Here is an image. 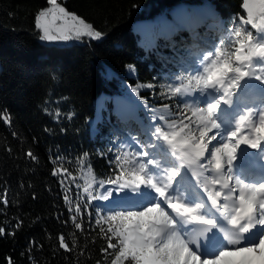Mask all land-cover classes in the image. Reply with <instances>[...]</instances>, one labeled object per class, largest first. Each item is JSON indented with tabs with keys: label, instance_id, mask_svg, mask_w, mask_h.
<instances>
[{
	"label": "trees",
	"instance_id": "1",
	"mask_svg": "<svg viewBox=\"0 0 264 264\" xmlns=\"http://www.w3.org/2000/svg\"><path fill=\"white\" fill-rule=\"evenodd\" d=\"M205 2L222 21L216 40L228 53L244 0H57L101 33L63 44L40 40L37 17L48 0H0V264H134L119 257L121 238L84 189L111 180L123 160L108 124L92 136L88 119L102 92L133 95L145 110L185 108L180 54L192 57V35L214 32L205 27L209 16L196 21L193 8L187 22L178 17L154 32L153 44H140L133 24L154 26L177 4ZM249 32L240 27L239 41Z\"/></svg>",
	"mask_w": 264,
	"mask_h": 264
},
{
	"label": "rangeland",
	"instance_id": "2",
	"mask_svg": "<svg viewBox=\"0 0 264 264\" xmlns=\"http://www.w3.org/2000/svg\"><path fill=\"white\" fill-rule=\"evenodd\" d=\"M259 3L260 0H249L250 7H252L253 9L252 17L249 18L248 9L245 8L246 17L239 18L238 24H236V26H233V29L229 30L228 34H233V42H236L237 44L235 46L233 45V49H231V51H229L228 53L227 51L221 52V47L218 41L216 40V38L222 31V21L214 20V13L212 12L211 7L207 2L200 4L199 7H193L185 3L177 4L169 10L168 16H161V19H158L159 22L154 21V26H152L153 22L150 19L138 20L133 24V30L136 33L138 42L142 44V42L145 41L153 44L155 40L154 32L156 34L157 32L161 33L162 30H166L168 28V21H170V23L172 21L178 22L180 20H178V17L182 18L180 21L183 20L187 22L189 11L192 13L191 10H193V8H196L195 11L197 12H195V20L197 21L202 19L204 17V14H206V16L208 15L209 22L206 21L205 27L207 29H212L214 32L210 34L211 37L209 35L200 34L192 36L191 40L189 39L188 41L189 43H194L192 44L191 48H193L194 45L200 43L199 40H202L203 44L200 43L201 48H197V50L195 49L197 53L192 54L195 55L194 57L190 58L189 56H187L186 58H184V55L180 56V58L183 57L182 59L184 61V69L180 71V73H177L176 76L178 77V82H180L179 86L181 91V97L184 102L185 108H182L183 106L173 107L171 109H167L165 107H151L147 111H145L142 106V101H140L133 95L121 92H116L113 94L102 92L97 98V102H99L100 99V102L98 103V108L95 110L93 119L91 121H89L88 119L89 132L92 136L95 135V133L99 130V126L103 125L106 122L109 126L108 138H113L112 145L114 152L118 153L119 158H122L123 160L119 173L116 174L111 180L103 182L96 189L93 188L92 184L90 185L87 183L84 189L87 190L89 193L94 192L95 203H97V205L99 206V209H97L100 213L99 217L102 221L112 224L113 228L117 229V234L119 233V230L121 229L122 224L124 222L123 218L117 215L118 212L144 211L146 207H150L152 206V204H146L142 208L141 206H138L137 208L126 207L123 209L120 207H116L113 210L108 209L106 207L107 200H104L100 193L102 187L106 186L115 189V187L125 184L127 183V181L130 182L131 180L136 183L138 182V178L140 179L141 175L145 173L144 171H146L145 175L147 176V178L151 177V173L149 170H147L148 168H146V164L153 159H142L143 156H146L148 154L145 149L138 153L133 148H131V146H139V144L149 146L150 141L145 137H151L154 142L155 140L158 141V138L155 135L156 132H158L157 129H159L160 132H162L163 130L162 133L166 132L168 134L169 139L172 141L171 149H174L175 151L176 149H178L179 146V141L177 139L178 136H181L180 140L182 144L193 145L194 147H196L197 144L201 143V141L199 140V135L200 131L203 130V125L205 123L203 118L207 114V104L215 101L216 99H219V97L221 95H224V93L217 92V90L221 91L222 89L219 85H217L215 89H205L202 82L198 83L197 78L207 76V73L204 71V69L210 67L212 61L214 59H217V51L221 53V56L219 58L221 63L227 61L233 64V66H243L242 62H240V65H237V62L235 61L236 49L240 47L241 41H239V39L240 35L242 36V33L239 36H237L236 33H240V27H246L249 31L253 32L254 34L252 43L259 44L262 39L264 40V38H261L264 36V19H262L259 14ZM47 10L48 11L44 10L46 11V16L40 18V23L47 24L53 35L60 34L61 29H72L74 24L81 29L82 33H86L88 31V29H85L83 25L79 24L78 20L73 21V16L71 14L68 13L69 15L65 16L63 13L59 12L58 8H53L52 5ZM91 30L93 31L92 36H88L86 34L77 36L75 30L68 31L66 34L70 36V39L67 41H49L41 39L40 40L47 43L63 44L72 41H81L85 39L97 38L94 35V33L97 31L93 29ZM43 35L44 32L41 28V36ZM215 35H217L216 38H212ZM244 54L247 53L245 52ZM205 57H207V59H205ZM251 68H253L252 70L254 71L255 75H260V73H263L262 69H264V61H262L259 57H255L253 66ZM257 83L258 85L261 84L258 80ZM241 88L228 90V94L230 93L232 95L231 99L233 101H237L241 98L242 95L239 93V90H241ZM242 93L245 94L244 92ZM189 96H192V101L189 100ZM246 97V99L248 100V96ZM261 101L254 100L253 102H250L252 105H249V107H252L255 104L260 105ZM262 107H264V104ZM235 114H239V116L242 115L241 112L238 110ZM229 118L230 117L228 116L222 118V116L220 117L218 115L217 122L221 125V128L219 130L212 129L208 132L207 136L205 137L204 143L208 144V149L205 151V154L203 156L204 161H193L191 153L189 154L188 152H186V155V153L183 152L185 153L186 157L184 156V158H182L178 163H176V167L180 172L181 162L183 159L187 160L191 169L198 168V166H200L204 162H206L208 167H210L211 169H215V161L210 154L211 151L214 150L215 147H219L220 142H230L227 140V135L230 131H235L232 125L228 126V123L232 122ZM142 119H144V121H142ZM258 124L255 125L258 126ZM137 126H140L141 129L137 128ZM130 129H137L138 132L132 131ZM139 135L143 137V142H141L139 138V140L135 139V137H139ZM214 135L216 136V139L211 140V137ZM152 146H155V143L152 142ZM162 148V145L158 144L156 146V149L158 151H160ZM150 153L152 154L153 152ZM172 153L175 152H171V154ZM160 158L163 159L164 156L160 155ZM171 162H168L169 165H171ZM177 168L175 170L172 168L173 173L176 172ZM237 171L238 169L235 168L233 162L232 177L234 181H236L237 177L241 178L236 173ZM192 172L194 171L192 170ZM224 172L225 175H229L227 172L226 164L224 165ZM191 173H189V175H191ZM172 176V180H174V175ZM228 182H230V180H228ZM237 187L236 189L239 190V186ZM154 197V203H158L156 200V196ZM164 209L167 212L166 208ZM113 217H115V219ZM176 233L180 235L177 231ZM118 236L123 239V236H120L119 234ZM258 240L259 238L255 242H258ZM217 255H219V253ZM204 258L209 257H202L201 264H203ZM234 258L235 257H225L224 259L219 261L218 264H227L228 260Z\"/></svg>",
	"mask_w": 264,
	"mask_h": 264
},
{
	"label": "snow or ice",
	"instance_id": "3",
	"mask_svg": "<svg viewBox=\"0 0 264 264\" xmlns=\"http://www.w3.org/2000/svg\"><path fill=\"white\" fill-rule=\"evenodd\" d=\"M48 2L53 8H58L60 13H63L65 16L69 15L63 7L57 4V0H48ZM244 7L248 9V16L251 18L253 9L250 7L249 0H244ZM46 11H41L39 17H37V27L42 28L44 32V35L40 37L41 40L67 41L70 39V36L66 33L72 30H75L77 36L82 34L88 36L93 35V31L91 30L92 26L85 24L83 20H79L75 16L72 17L73 21L78 20L80 25L88 29L86 33H82L81 29L74 24L72 29H61L60 34L53 35L47 24L40 23V18L46 16ZM259 14L264 19V0H260ZM94 35L100 37L101 33L97 31ZM236 35L239 36L240 33L237 32ZM252 41L253 36L249 32L246 39L241 41L240 47L236 49L235 61L237 65H240V62H247V65L250 66L255 57H259L264 61V44H254ZM245 52L247 54H244ZM220 56L221 53L217 51V59L212 61L210 67L204 69L207 76L197 78L198 83L202 82L205 89H215L219 85L224 89V95L207 104V114L203 118L205 123L199 135L201 143L196 145V157H203L205 151L208 149V144L204 143L208 132L212 129L219 130L221 128V125L217 122L218 114L221 110V102L226 105L232 104L231 98H226L228 96V90L241 88V81H244L246 77H254L264 87V76L255 75L252 71H246L243 66H233V64L227 61L221 63L219 60ZM133 90L135 91V89ZM245 120L246 115H240L235 131L228 133L227 140L231 141V143L220 142V146L215 147L210 153L215 161V169L217 171H221L224 165H227V172L229 174L227 180L233 179V162L238 160L237 149L241 145H247L251 149H260L261 142L264 141V111L259 112L258 126L254 125L255 138L237 136L241 132L240 124ZM157 131L160 130L157 129ZM162 136L165 140H168V134L166 132L162 133ZM233 138L235 139L233 140ZM215 139V135L211 137V140ZM169 143H172V141H169ZM173 175H176V173L174 172ZM138 181L132 191L125 192L123 195H140V185L144 181L139 180V178ZM235 182L239 186V196L236 198L238 200V206L234 207V214L231 215L229 222L239 230L241 235L237 239L229 238L227 241L229 245H238L242 240L247 242L248 237L246 234L252 233L257 225L264 226V182L258 184L245 183L239 177L236 178ZM213 183L218 184L220 181L214 180ZM149 184L152 188H155L160 197L166 198L163 188L151 184V181H149ZM222 186L228 188L230 192L236 191L228 183H224ZM205 191H207V188H205ZM220 195V192L214 194L209 193L208 198L211 200L213 206L222 207L226 211L228 205L226 203L221 205L217 199ZM115 198L117 200L120 199V197ZM103 199L107 200L108 197L105 196ZM224 199L227 200L228 197L225 196ZM167 207L172 212L181 215L182 218L184 214H187L192 220L210 226L209 230L217 227V221L205 219L203 216L193 215L196 209L186 204L169 203ZM201 207L202 205L200 204L196 205L197 209ZM117 215L122 217L124 221L118 233L120 236H123V239H120L121 247L119 257H130L134 261V264H201V258L204 256V252L200 251L201 245L195 240L189 241L178 235L175 231L177 221L159 203H153L152 206L146 207L144 211L118 212ZM113 218L115 219V217ZM76 227L79 228L80 225L77 224ZM0 231L3 230L0 229ZM112 231L117 232V229H112ZM211 242V237H209L208 241L205 242V247ZM61 244L63 245V237H61ZM190 244L195 245L196 250H193L189 246ZM64 246L66 247V245ZM109 247L114 248L116 245L110 243ZM257 250H259L258 256L256 255ZM225 257H239V259L228 260L227 264H264V232L260 235L258 242L250 243L247 247H236L234 251H229L225 248V250L219 252V255H215L212 258H204L203 264H218Z\"/></svg>",
	"mask_w": 264,
	"mask_h": 264
},
{
	"label": "bare ground",
	"instance_id": "4",
	"mask_svg": "<svg viewBox=\"0 0 264 264\" xmlns=\"http://www.w3.org/2000/svg\"><path fill=\"white\" fill-rule=\"evenodd\" d=\"M259 44H264V40L262 39V41H260ZM242 63H243V66H244L246 71L254 72L252 70L253 68H251L253 66L254 59L251 62L250 66L247 65V62H242ZM260 76H264V71H263V73H260ZM250 79L253 81L252 86L249 89L245 90L243 87L244 81H242L241 82L242 88H241V90H239L240 91L239 93L242 96L239 100L232 101V103L236 104L237 108H239L241 110L242 115L247 116L248 114H250L252 116L253 123L251 124V126L244 128L243 134L248 135L251 138H255L256 133L254 130V125L259 123V112L264 111V107H262L264 104V87H262L261 84L258 85L257 80L254 77H252ZM241 91L244 92L245 94H243ZM217 92L224 93V89H221V91L217 90ZM246 96H248V98H249L248 100L246 99L247 98ZM255 96H258V97H255ZM231 97H232V95L229 93L226 98H231ZM189 100L190 101L193 100L192 96H189ZM254 100H260V101L262 100V101H261L260 105L255 104L254 106L249 107L247 105V103L253 102ZM221 103H223V102H221ZM97 104H98V102H97ZM242 106L247 108L246 111L243 109ZM95 110H96V108H95ZM218 115L220 117L222 116V118L227 117V115L223 116L221 114V112H219ZM92 119L93 118H91V119L89 118V121H91ZM230 125H232L234 127V130L237 127V124L234 122L228 123V126H230ZM241 125H242V122H241L240 126ZM162 132H163V130H162ZM162 132L158 131L155 134L158 138V144L163 146V148L160 150V155L164 156L165 159H167L168 161L172 160L173 165L172 164L171 165H172L174 170L177 168L176 167L177 161L184 158L186 152H188L189 154L191 153L192 156L191 155L190 156L193 157V161H196V162L204 161L203 157H196V155H195V153H196L195 148L196 147H194L193 145H186V144L181 143V140H180L181 136L177 135L178 136L177 139L179 141L178 149H176V151L174 149H171L172 143H169V141H171V140L169 139V137H168V140H165L162 136ZM238 137H240V136H238ZM230 143H231V141H230ZM131 148H133L138 153L141 152V148L139 146L135 145V146H131ZM138 150H140V151H138ZM145 151L148 153L147 154L148 157L152 158L150 156L151 153L148 152L147 149H145ZM170 151L175 152V153L171 154ZM183 152H185V153H183ZM186 155H187V153H186ZM190 156H188V157H190ZM240 156H241V154L238 153V158ZM142 159H146V156H143ZM186 162H187V160H185V159L182 160L181 172L177 168V170L175 172L176 175H174L175 179H174V181H172V183L167 182V180L165 179L164 169H163V171L158 170V174H157V168L154 165L153 160L148 162L146 164V168H148L147 170L150 171L151 178L150 179L147 178V176L145 175L146 171H144L145 173H143L140 177L141 180L144 181V183L140 185L141 193L138 196H125V195H123V193L132 191V189L135 187V185L139 181L135 183L131 180L130 182L127 181V183L122 184V185L117 184L120 186L115 187V189L103 186L100 193H101L102 197H105V196L108 197L106 207L108 209H111V210L115 209L116 207H120V208L124 209V208H126V205H130V204L134 205L135 204V205L141 206V208H142L146 204H153L154 198H155L154 196H156V200L158 201L159 193L156 192L155 188H152L150 186L149 181H151V184H155L157 187L163 188L165 190L166 197L169 200H171V201L181 200V201H184V203L186 204L187 200L192 201L194 197H197V192H196L195 186H192V184H191V178L194 177L195 179L199 180L201 182L202 186L207 188V190L210 193H213V194L216 192L221 193V195L219 197H217V199L220 201L221 204L226 203L228 205L227 212H228V215L231 217V215L234 214V212H233L234 207L238 206V200L236 198H237V196H239V190L236 189V187L238 186L236 184V182L233 179L230 180V182H228L227 175H225V172H224V168L221 171H217L216 169H211L210 167H208L206 162H204L203 164L198 166V168H196V169H191L190 173L192 172V170L194 171L191 173V175L193 174V176L191 177V175H189V173L187 174V173L182 171V166ZM234 165L237 168L236 161H234ZM214 180H218V181H220V183L214 184L213 183ZM210 181H212V182H210ZM224 183H228L230 185V187L235 188L236 191L233 193L230 192V190L228 188H224L222 186ZM180 184L184 186L183 189L188 192L189 196H186L185 193L180 192V190H179L180 186H181ZM225 196L228 197L227 200L224 199ZM115 197H120V199L117 200ZM187 206L195 209V207L191 204H189ZM196 212H197V210L193 213V215H196ZM261 232H264V227L262 228ZM219 252H216L214 255L210 256L209 258L214 257ZM256 255L257 256L259 255L258 250H257ZM234 259H239V257H235Z\"/></svg>",
	"mask_w": 264,
	"mask_h": 264
}]
</instances>
